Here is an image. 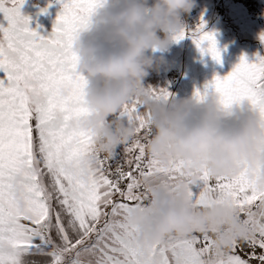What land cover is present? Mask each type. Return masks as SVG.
Listing matches in <instances>:
<instances>
[{
    "label": "snow or ice",
    "instance_id": "snow-or-ice-1",
    "mask_svg": "<svg viewBox=\"0 0 264 264\" xmlns=\"http://www.w3.org/2000/svg\"><path fill=\"white\" fill-rule=\"evenodd\" d=\"M60 2L62 12L45 36L22 15L25 0H0L7 21L0 23V264H27L25 257L32 254L50 255L51 264H204L210 235L171 236L144 250L137 243L139 227L127 220L134 209L149 206L150 188L174 191L184 178L183 160L165 166L147 150L155 105L170 104L175 94L148 86L153 106L131 98L107 123L133 127L134 137L111 156L99 153L93 134L76 124L90 109L83 99L88 81L76 70L73 49L106 0ZM186 37L222 62L216 34L203 19L190 35L186 27L175 39ZM209 94L217 95L228 112L240 106L264 118V57L255 62L242 57L228 75L197 89L193 99L203 101ZM112 160L117 161L114 171ZM18 182L27 189V214L14 200ZM189 194L197 207L235 205L247 227L248 234L215 264H253L255 259L264 264V251L255 252L264 250V191L257 190L248 169L231 178L203 171ZM53 231L60 242L46 252L43 246L54 243ZM244 247L251 257L239 254Z\"/></svg>",
    "mask_w": 264,
    "mask_h": 264
},
{
    "label": "clouds",
    "instance_id": "clouds-1",
    "mask_svg": "<svg viewBox=\"0 0 264 264\" xmlns=\"http://www.w3.org/2000/svg\"><path fill=\"white\" fill-rule=\"evenodd\" d=\"M195 7L197 0H119L115 7L106 0L92 16L96 31L89 27L75 41L76 70L88 81L83 99L90 109L76 124L93 134L99 153L111 156L134 137L133 127L107 122L133 97L153 106L145 79L164 63V53L187 27L185 15ZM153 127L148 152L165 166L183 160L186 168L174 191L150 188L149 206L128 215V223L140 229L137 243L148 250L171 236L206 233L212 248L204 264H215L248 230L231 203L194 206L190 185L203 171L231 178L248 169L257 190L264 191V118L251 110L228 112L209 94L203 101L192 97L155 105ZM26 191L18 182L14 200L23 214L29 209Z\"/></svg>",
    "mask_w": 264,
    "mask_h": 264
},
{
    "label": "crops",
    "instance_id": "crops-1",
    "mask_svg": "<svg viewBox=\"0 0 264 264\" xmlns=\"http://www.w3.org/2000/svg\"><path fill=\"white\" fill-rule=\"evenodd\" d=\"M215 4L216 0H197V7L192 10L197 25L201 23L202 19L208 26L217 22L216 19L212 20L207 15L209 9L215 10ZM220 4L223 11L217 12L215 10L216 14L225 12V4L227 3L220 0ZM112 5L118 6L119 0H112ZM45 9L46 11H44ZM61 12L60 0H25L21 8L22 15L30 19V26L45 36L52 33L57 17ZM0 23L7 24L2 12H0ZM90 29L96 31L95 25H91ZM207 30L209 29L207 28ZM83 34L87 35L88 33ZM216 39L218 48L221 50L222 62H217L210 54L202 53L192 39L186 37L179 42H174L164 53V63L158 70L150 72V75L145 79V86L167 88L175 94L176 100H185L192 98L197 89L203 90L205 85L214 80L217 75L220 77L228 75L246 54L235 42H230L225 38L216 37ZM243 110L240 106L233 108V111ZM52 236L54 243L43 246L46 252H51L55 244L60 242L55 231H53ZM42 243L39 238H36L35 244L42 245ZM25 260L27 264H51L52 257L50 255L32 254L26 256Z\"/></svg>",
    "mask_w": 264,
    "mask_h": 264
},
{
    "label": "rangeland",
    "instance_id": "rangeland-1",
    "mask_svg": "<svg viewBox=\"0 0 264 264\" xmlns=\"http://www.w3.org/2000/svg\"><path fill=\"white\" fill-rule=\"evenodd\" d=\"M225 12L216 14L209 9L207 15L216 19L214 25L206 23L208 31L214 32L217 38H225L235 42L246 54L249 62H255L257 56L264 57V0L242 3L224 0ZM193 13V11H192Z\"/></svg>",
    "mask_w": 264,
    "mask_h": 264
},
{
    "label": "built area",
    "instance_id": "built-area-1",
    "mask_svg": "<svg viewBox=\"0 0 264 264\" xmlns=\"http://www.w3.org/2000/svg\"><path fill=\"white\" fill-rule=\"evenodd\" d=\"M221 9H222V6L220 4V0H216V4H215V10L217 12H221ZM184 20H185V23L187 25V27L189 28V33L195 31V27L197 26V21L195 19V16H194V13L191 12L190 15H185L184 17ZM120 149H118L119 151ZM103 155V154H102ZM120 163L122 164H125V167H126V161L124 160L123 158V155L121 154L119 157H118ZM116 160H112L110 161L111 165H112V170L114 171L115 169V166H116Z\"/></svg>",
    "mask_w": 264,
    "mask_h": 264
},
{
    "label": "trees",
    "instance_id": "trees-1",
    "mask_svg": "<svg viewBox=\"0 0 264 264\" xmlns=\"http://www.w3.org/2000/svg\"><path fill=\"white\" fill-rule=\"evenodd\" d=\"M233 1H235V2L239 1V2L247 3V4H249L252 1L254 2V0H233ZM262 251H264V250H260L259 248H257L255 250L256 255L259 256ZM239 254H241L244 258H249V257H251L252 252L247 247H244L241 250H239ZM253 264H259V260L258 259L253 260Z\"/></svg>",
    "mask_w": 264,
    "mask_h": 264
},
{
    "label": "bare ground",
    "instance_id": "bare-ground-1",
    "mask_svg": "<svg viewBox=\"0 0 264 264\" xmlns=\"http://www.w3.org/2000/svg\"><path fill=\"white\" fill-rule=\"evenodd\" d=\"M221 11H223V9H221Z\"/></svg>",
    "mask_w": 264,
    "mask_h": 264
}]
</instances>
